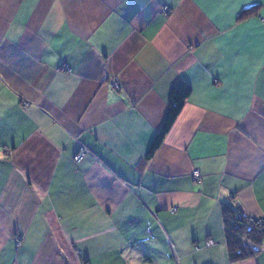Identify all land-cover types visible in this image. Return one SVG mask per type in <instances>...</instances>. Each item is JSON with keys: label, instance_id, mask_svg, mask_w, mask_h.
I'll use <instances>...</instances> for the list:
<instances>
[{"label": "crops", "instance_id": "0c3cea01", "mask_svg": "<svg viewBox=\"0 0 264 264\" xmlns=\"http://www.w3.org/2000/svg\"><path fill=\"white\" fill-rule=\"evenodd\" d=\"M224 204L264 220V0H0V264H264Z\"/></svg>", "mask_w": 264, "mask_h": 264}, {"label": "trees", "instance_id": "16d2710c", "mask_svg": "<svg viewBox=\"0 0 264 264\" xmlns=\"http://www.w3.org/2000/svg\"><path fill=\"white\" fill-rule=\"evenodd\" d=\"M246 14L247 10L242 16ZM190 92L191 87L185 82H180L172 87L162 127L156 134L146 158H151L161 145ZM222 216L229 260L236 262L256 256L264 244V224L257 219L246 216L232 204L222 206Z\"/></svg>", "mask_w": 264, "mask_h": 264}, {"label": "built area", "instance_id": "2783aa9c", "mask_svg": "<svg viewBox=\"0 0 264 264\" xmlns=\"http://www.w3.org/2000/svg\"><path fill=\"white\" fill-rule=\"evenodd\" d=\"M163 10H164L166 13L171 12V9H170L169 7H167V6H164V7H163ZM112 85H113L114 87H118V82H117V80H113V81H112ZM87 153H90V151H89L85 146L80 145L79 150L77 151V153H76L75 156H74V161H75V162L80 161V159H81L85 154H87ZM193 176H194V179L199 180V179H200V173H199V171H198V170H194V171H193ZM260 222L264 224V220H263V221H260ZM17 240H18V243H20V236H17ZM212 244H214L213 239H209V240L207 241V243H206L207 246H210V245H212Z\"/></svg>", "mask_w": 264, "mask_h": 264}]
</instances>
